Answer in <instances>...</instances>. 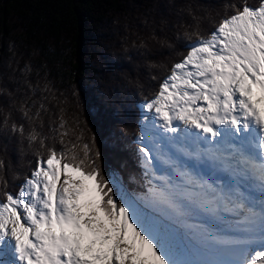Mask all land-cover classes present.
Instances as JSON below:
<instances>
[{
    "label": "snow or ice",
    "instance_id": "1",
    "mask_svg": "<svg viewBox=\"0 0 264 264\" xmlns=\"http://www.w3.org/2000/svg\"><path fill=\"white\" fill-rule=\"evenodd\" d=\"M231 8L141 106L146 193L118 188L94 137L65 143L63 115L51 146L31 129L30 176H0V264H264V0Z\"/></svg>",
    "mask_w": 264,
    "mask_h": 264
},
{
    "label": "trees",
    "instance_id": "2",
    "mask_svg": "<svg viewBox=\"0 0 264 264\" xmlns=\"http://www.w3.org/2000/svg\"><path fill=\"white\" fill-rule=\"evenodd\" d=\"M259 2L247 0L250 6ZM241 3L0 0V176L7 190L17 192L36 166L39 141L30 145L28 133L35 127L51 146V128L63 115L65 143L76 142L81 132L78 144H92L94 137L93 151L100 152L97 163L107 176L127 191L146 193L148 178L134 142L141 106L183 59L195 39L186 34L198 27L201 35L210 34L215 22L231 14V5ZM12 124L23 126L24 135L13 133Z\"/></svg>",
    "mask_w": 264,
    "mask_h": 264
},
{
    "label": "rangeland",
    "instance_id": "3",
    "mask_svg": "<svg viewBox=\"0 0 264 264\" xmlns=\"http://www.w3.org/2000/svg\"><path fill=\"white\" fill-rule=\"evenodd\" d=\"M118 184H120L119 183V181H118ZM120 187H123L121 184H120ZM124 189V188H123ZM125 190V189H124ZM126 191V190H125ZM128 192V191H127ZM129 193V192H128ZM130 194V193H129ZM131 195H133V194H131ZM133 196H135V195H133ZM172 227H175L174 225L172 226Z\"/></svg>",
    "mask_w": 264,
    "mask_h": 264
}]
</instances>
